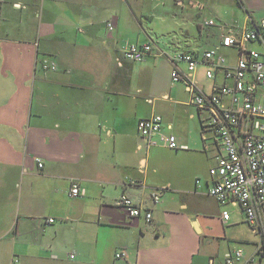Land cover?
<instances>
[{
	"label": "crops",
	"instance_id": "1",
	"mask_svg": "<svg viewBox=\"0 0 264 264\" xmlns=\"http://www.w3.org/2000/svg\"><path fill=\"white\" fill-rule=\"evenodd\" d=\"M261 19L264 0H0V264H225L236 249L233 264H264V225L248 226L239 204L208 194L219 150L201 128H181L204 113L186 82L171 79L175 67L188 74L175 57L188 52L199 60L190 77L200 91L231 85L217 56L234 66L240 54L221 39ZM125 42L152 50L128 61ZM247 47L263 53L264 37ZM43 57L57 69L43 70ZM259 90L255 100L264 101ZM152 114L186 149L158 138L141 144L137 122ZM186 133L202 143L186 144ZM72 180L83 196H69ZM122 193L151 212L150 222L114 205ZM260 213L264 221V206ZM121 248L125 259L114 256Z\"/></svg>",
	"mask_w": 264,
	"mask_h": 264
},
{
	"label": "built area",
	"instance_id": "2",
	"mask_svg": "<svg viewBox=\"0 0 264 264\" xmlns=\"http://www.w3.org/2000/svg\"><path fill=\"white\" fill-rule=\"evenodd\" d=\"M212 25V20L205 22ZM108 31H112L111 22L106 23ZM264 37V19L259 20L256 29L246 30L239 35L227 34L221 39V46L236 47L239 57L234 66H228L225 58L217 56V67L224 71L226 78L232 79V84L214 86L211 94H204L191 79V72L195 69L199 60L191 53L179 52L175 57L186 63L188 74L182 75L175 67L171 71L173 82L184 80L190 93V101L196 108L204 113L201 119L203 129L210 132L215 146L219 152L215 157V163L209 168L212 178L208 188V194L218 203L231 201L239 204L244 213L248 226L260 230L263 218L260 209L264 206V101H256L255 96L264 89V61L259 50L247 47V43ZM151 43L135 44L125 42L121 46V55L125 60L138 62L145 59L151 52ZM217 54V47L209 49L201 54L202 61H212ZM41 68L45 71H55L56 62L43 57L40 60ZM206 76H213L212 70L206 72ZM222 96L228 97V102L222 100ZM162 117L152 114L141 118L137 122V132L141 144L150 146L157 138L171 150L186 149L180 144L174 134H161ZM170 127V126H169ZM140 147V145H139ZM42 167V163L38 162ZM68 194L71 197H81L84 189L81 184L72 180ZM161 190H155L151 194L153 203L159 201ZM114 205L123 209L131 218L143 216L150 222L152 214L136 203L125 193L120 194ZM223 220L229 219V212H221ZM47 222H54L48 218ZM117 259H125L127 251L124 248L116 250ZM74 252L66 254L67 259H73ZM242 257V250L236 249L233 253L224 255L225 264H233ZM50 258L59 259L56 253H51Z\"/></svg>",
	"mask_w": 264,
	"mask_h": 264
},
{
	"label": "rangeland",
	"instance_id": "3",
	"mask_svg": "<svg viewBox=\"0 0 264 264\" xmlns=\"http://www.w3.org/2000/svg\"><path fill=\"white\" fill-rule=\"evenodd\" d=\"M181 125H182L181 128H198V129L200 128L197 119H195L194 121H189L187 119H182V124ZM185 126H187V127H185ZM209 134L210 133H208V132L205 133V135H209ZM180 136L183 137V139H184L186 144H190V142L191 143H195V142L202 143L201 138H200V136L198 134H190L189 135V134L186 133V134H181ZM188 139L190 140V142L188 141ZM253 239H256V238H253Z\"/></svg>",
	"mask_w": 264,
	"mask_h": 264
},
{
	"label": "trees",
	"instance_id": "4",
	"mask_svg": "<svg viewBox=\"0 0 264 264\" xmlns=\"http://www.w3.org/2000/svg\"><path fill=\"white\" fill-rule=\"evenodd\" d=\"M202 122L203 121L200 119L199 120V124H200V128H201V131H202L201 133H205L206 131L203 129ZM204 141H205V139H204Z\"/></svg>",
	"mask_w": 264,
	"mask_h": 264
}]
</instances>
